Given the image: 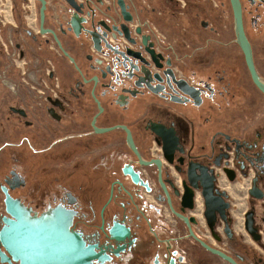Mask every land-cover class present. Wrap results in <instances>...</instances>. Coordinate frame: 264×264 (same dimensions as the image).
I'll return each instance as SVG.
<instances>
[{
	"label": "flooded vegetation",
	"instance_id": "af4514ba",
	"mask_svg": "<svg viewBox=\"0 0 264 264\" xmlns=\"http://www.w3.org/2000/svg\"><path fill=\"white\" fill-rule=\"evenodd\" d=\"M0 264H264V0H0Z\"/></svg>",
	"mask_w": 264,
	"mask_h": 264
}]
</instances>
